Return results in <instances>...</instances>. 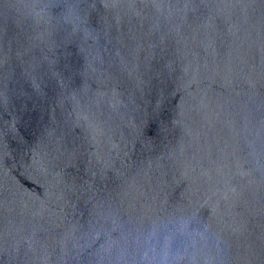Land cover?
<instances>
[{
  "label": "water",
  "instance_id": "obj_1",
  "mask_svg": "<svg viewBox=\"0 0 264 264\" xmlns=\"http://www.w3.org/2000/svg\"><path fill=\"white\" fill-rule=\"evenodd\" d=\"M0 264H264V0H0Z\"/></svg>",
  "mask_w": 264,
  "mask_h": 264
}]
</instances>
